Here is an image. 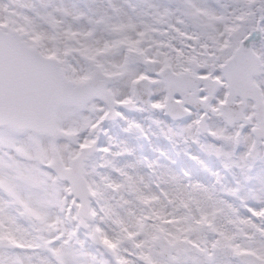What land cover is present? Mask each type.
Segmentation results:
<instances>
[{
	"label": "snow or ice",
	"instance_id": "1",
	"mask_svg": "<svg viewBox=\"0 0 264 264\" xmlns=\"http://www.w3.org/2000/svg\"><path fill=\"white\" fill-rule=\"evenodd\" d=\"M0 264H264V0H0Z\"/></svg>",
	"mask_w": 264,
	"mask_h": 264
},
{
	"label": "rangeland",
	"instance_id": "2",
	"mask_svg": "<svg viewBox=\"0 0 264 264\" xmlns=\"http://www.w3.org/2000/svg\"><path fill=\"white\" fill-rule=\"evenodd\" d=\"M138 143L139 142H135ZM168 146L166 145L165 142H163L162 140H158L157 138H153V141L151 144H148L147 142H143L142 147H137V151L138 152H142L145 155H149L154 157L155 155H159V151H157V149L160 148H167Z\"/></svg>",
	"mask_w": 264,
	"mask_h": 264
},
{
	"label": "flooded vegetation",
	"instance_id": "3",
	"mask_svg": "<svg viewBox=\"0 0 264 264\" xmlns=\"http://www.w3.org/2000/svg\"><path fill=\"white\" fill-rule=\"evenodd\" d=\"M157 155H155L154 157H156Z\"/></svg>",
	"mask_w": 264,
	"mask_h": 264
}]
</instances>
